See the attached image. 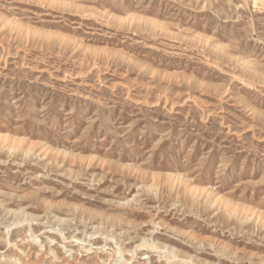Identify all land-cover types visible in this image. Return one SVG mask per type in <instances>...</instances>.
Returning <instances> with one entry per match:
<instances>
[{"label": "rangeland", "instance_id": "374dc122", "mask_svg": "<svg viewBox=\"0 0 264 264\" xmlns=\"http://www.w3.org/2000/svg\"><path fill=\"white\" fill-rule=\"evenodd\" d=\"M0 264H264V0H0Z\"/></svg>", "mask_w": 264, "mask_h": 264}]
</instances>
